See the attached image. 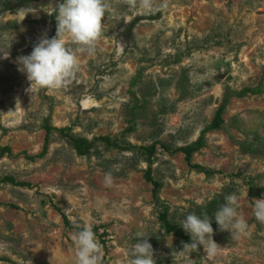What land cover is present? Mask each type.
I'll use <instances>...</instances> for the list:
<instances>
[{
	"label": "rangeland",
	"instance_id": "rangeland-1",
	"mask_svg": "<svg viewBox=\"0 0 264 264\" xmlns=\"http://www.w3.org/2000/svg\"><path fill=\"white\" fill-rule=\"evenodd\" d=\"M62 2L0 0V264H75L84 225L103 264H130L138 233L156 264H264V0H109L76 78L30 90L18 59L56 37ZM233 193L250 226L235 239L214 219ZM192 213L214 256L180 253Z\"/></svg>",
	"mask_w": 264,
	"mask_h": 264
},
{
	"label": "clouds",
	"instance_id": "clouds-1",
	"mask_svg": "<svg viewBox=\"0 0 264 264\" xmlns=\"http://www.w3.org/2000/svg\"><path fill=\"white\" fill-rule=\"evenodd\" d=\"M140 6L150 7L149 0H140ZM110 8L109 0H63L56 9L57 35L51 39L44 36L34 46L30 55L21 56L18 63L26 73L32 85L42 89L62 88L79 72L78 54L94 55L98 41L106 25L102 23ZM65 37H70L72 45L66 44ZM105 186L111 187L113 175L105 173ZM255 219L264 224V198L253 203ZM239 203L236 194L225 197V202L214 213V219L221 231L230 232L233 239L247 235L249 224L238 212ZM180 225L191 237V243L183 245L180 253H190L203 248L214 256L217 243L213 239L212 218L206 213L203 217L192 213L180 221ZM141 233L138 242L133 245L130 264H156L152 244ZM75 264H103V251L93 229L82 226L73 236Z\"/></svg>",
	"mask_w": 264,
	"mask_h": 264
},
{
	"label": "trees",
	"instance_id": "trees-1",
	"mask_svg": "<svg viewBox=\"0 0 264 264\" xmlns=\"http://www.w3.org/2000/svg\"><path fill=\"white\" fill-rule=\"evenodd\" d=\"M46 128H47L48 131L51 130V128L48 127V126ZM60 132L63 133V132H65V130H60ZM74 143H75V147H76V150H77L79 155H81V156H89V154H90L89 151H90L91 144H89L87 141L81 140V139H75ZM84 146L86 147V150H84ZM43 154H45V152Z\"/></svg>",
	"mask_w": 264,
	"mask_h": 264
}]
</instances>
